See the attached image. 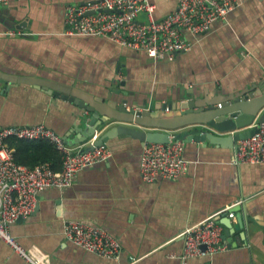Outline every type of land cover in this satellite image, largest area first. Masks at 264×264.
Here are the masks:
<instances>
[{"label":"crops","instance_id":"crops-1","mask_svg":"<svg viewBox=\"0 0 264 264\" xmlns=\"http://www.w3.org/2000/svg\"><path fill=\"white\" fill-rule=\"evenodd\" d=\"M94 1L99 0L0 2V71L65 83L104 100L141 104L148 98L150 107L184 100V95L189 99V92L203 101L214 100L264 83V0H243L210 34L191 38L190 50L158 61L106 37L70 34L68 8ZM153 2L158 19L178 5V0ZM138 21L146 22L145 14ZM10 86L5 94L0 89V127L46 124L76 142V126L89 121V112L30 85ZM124 126L144 130L136 124ZM204 130L208 127L194 126L174 134L184 138ZM106 145L113 151L109 161L81 171L68 188L41 192L34 213L11 226L19 243L34 250L40 261L264 264V163L240 164L232 147L186 142L188 174L149 184L141 176L144 142L140 138L118 136ZM237 206L244 226L225 240L232 247L184 260V232ZM234 214L228 216L236 224L238 212ZM67 220L94 223L110 232L121 243L120 257L106 260L69 242L64 234ZM0 264L32 263L0 241Z\"/></svg>","mask_w":264,"mask_h":264},{"label":"built area","instance_id":"built-area-1","mask_svg":"<svg viewBox=\"0 0 264 264\" xmlns=\"http://www.w3.org/2000/svg\"><path fill=\"white\" fill-rule=\"evenodd\" d=\"M8 0H0L7 2ZM243 0H178L176 9L158 19L153 0H99L81 6H70L68 32L86 37H106L116 45L145 52L155 61L173 59L174 54L190 50L200 36L213 31L219 21L242 5ZM145 14L146 22L138 18ZM258 132L238 143L235 161L240 164L264 163V122L256 121ZM252 126V127H253ZM9 138L46 140L62 153L63 168L55 171L49 162L35 167L19 164ZM96 138L92 139L94 144ZM186 141L173 133L170 142L144 144L141 176L152 184L159 180H177L186 176L190 164L185 159ZM84 148V146H83ZM74 149L46 124L0 127V241L32 264H45L34 250H26L11 231L19 220L30 217L38 205V196L50 188L70 187L78 174L109 161L113 151L104 144L85 152ZM219 213L184 232L183 259L214 255L229 248L224 239V226L216 221ZM234 213H230L234 217ZM64 234L69 242L97 254L106 260L118 259L122 253L120 241L94 223L67 220Z\"/></svg>","mask_w":264,"mask_h":264},{"label":"water","instance_id":"water-1","mask_svg":"<svg viewBox=\"0 0 264 264\" xmlns=\"http://www.w3.org/2000/svg\"><path fill=\"white\" fill-rule=\"evenodd\" d=\"M10 84L30 85L48 92L62 100L70 101L91 114L89 121L85 119L84 126H76L79 137L76 142L65 141L70 144H82L83 151L88 152L107 144L118 136H132L140 138L145 143L168 144L175 131H182L189 127L205 126L197 134L184 135L186 142L210 141L214 145L232 147L237 152L238 143L258 132V126L253 124L264 122V83L248 87L235 94L218 95L214 100H200L189 92L190 98L184 95V100L157 103L150 107V102L130 103V100H104L93 96L79 88L44 78L32 76H10L0 71V89L3 94L10 89ZM127 96V92H123ZM202 101V102H199ZM136 124L144 130L124 126ZM253 126V127H252ZM212 131H218L216 135ZM181 138V134L176 136ZM96 138L94 144L92 139ZM241 206L227 211L224 216L218 215L216 221L226 229L224 239H231V235L244 226L243 217L239 214ZM238 212V223L234 224L228 213ZM226 213V212H225ZM229 247H232L229 244Z\"/></svg>","mask_w":264,"mask_h":264},{"label":"trees","instance_id":"trees-1","mask_svg":"<svg viewBox=\"0 0 264 264\" xmlns=\"http://www.w3.org/2000/svg\"><path fill=\"white\" fill-rule=\"evenodd\" d=\"M7 142L14 148L15 159L19 164L33 168L49 162L55 171L63 168L62 153L49 141L9 138Z\"/></svg>","mask_w":264,"mask_h":264},{"label":"bare ground","instance_id":"bare-ground-1","mask_svg":"<svg viewBox=\"0 0 264 264\" xmlns=\"http://www.w3.org/2000/svg\"><path fill=\"white\" fill-rule=\"evenodd\" d=\"M35 141V140H34Z\"/></svg>","mask_w":264,"mask_h":264}]
</instances>
